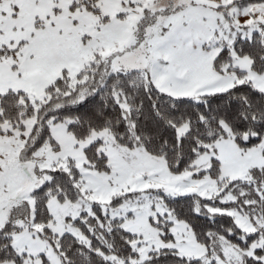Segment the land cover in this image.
<instances>
[{"label":"snow or ice","instance_id":"obj_1","mask_svg":"<svg viewBox=\"0 0 264 264\" xmlns=\"http://www.w3.org/2000/svg\"><path fill=\"white\" fill-rule=\"evenodd\" d=\"M0 264H264V0H0Z\"/></svg>","mask_w":264,"mask_h":264}]
</instances>
